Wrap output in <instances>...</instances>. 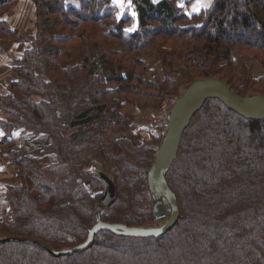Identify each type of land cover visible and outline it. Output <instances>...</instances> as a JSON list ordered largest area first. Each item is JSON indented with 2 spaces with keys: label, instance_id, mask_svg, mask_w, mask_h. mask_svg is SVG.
Masks as SVG:
<instances>
[{
  "label": "trees",
  "instance_id": "trees-1",
  "mask_svg": "<svg viewBox=\"0 0 264 264\" xmlns=\"http://www.w3.org/2000/svg\"><path fill=\"white\" fill-rule=\"evenodd\" d=\"M34 2L35 33L21 43L11 90L0 92V145L15 174L3 194L13 206L0 235L42 240L60 251L86 241L100 220L147 227L157 201L148 178L158 148L111 141L107 131L123 101L108 96L134 99L141 91L134 89L140 82L135 55L159 38L172 42L162 45L169 49L160 52L162 64L172 68L183 61L189 85L212 76L241 97L264 95V77L238 75L234 62L240 48L254 52L264 67V0H213L192 19L178 12L175 0H131L138 21L132 34L126 32L131 17L118 19L113 0H80L79 8L66 6L67 0ZM17 3L0 0V12L9 17ZM8 20L0 22L6 35ZM40 61L51 83L35 70ZM112 83L118 85L114 92L107 87ZM16 131L27 141L48 135L44 150L55 162L40 167L31 155L39 147L16 146ZM94 157L117 187L110 208L101 203L102 192L90 191L103 186L85 171ZM165 177L181 216L164 236L103 230L88 250L59 257L32 240L3 242L0 264H264V119H247L219 99L208 100L184 132Z\"/></svg>",
  "mask_w": 264,
  "mask_h": 264
},
{
  "label": "rangeland",
  "instance_id": "rangeland-1",
  "mask_svg": "<svg viewBox=\"0 0 264 264\" xmlns=\"http://www.w3.org/2000/svg\"><path fill=\"white\" fill-rule=\"evenodd\" d=\"M155 1L160 2L162 0H155ZM175 2L178 12L182 16H188V19H192L194 15H200L205 13L206 10L212 5L213 0H199V3L204 6L201 7L198 11L193 10L194 6L197 5L198 0H175ZM70 5L79 8L80 0H67L66 6H70ZM113 5L116 7V11L114 12L116 13L118 19L125 16L126 17L129 16L132 19V22L130 26L126 29V32L128 31V33L130 34L137 33L138 21L136 19L135 10H133L132 7V2H130V6H129V0H124L123 8L116 6L114 3ZM9 13L10 16L7 17L8 13L6 11L4 12V14L0 12V22L3 21V18L11 19L14 16V13H12L11 11H9ZM190 23H193V21L192 20L187 21L185 24H190ZM55 29L62 30V27L61 28L55 27ZM3 30L4 29L2 28V31ZM2 31L0 29V33H1L0 36H6V37L12 36L11 32L10 34L6 35L4 34V32L2 33ZM34 33L35 30H33V32L27 31V34L24 37L26 38L27 41H29L32 38L31 35H34ZM165 42L167 43L168 47L172 46L171 40H167L166 38H159L157 41H155V45L153 47L147 48L145 54L135 55L136 57L140 56V65L136 66V63H134V65L132 66H134V68L137 70V75L140 77L139 79L140 82L138 81L134 82V89L138 87L139 88L138 91H140V89L141 91L140 92L137 91L138 93L134 95V99L126 100L124 98L125 96L119 93H115L113 97H112V93L111 95L108 96L109 99L118 98L120 101L121 100L123 101V109L122 111H120L119 119H115V121H113L112 125L109 126L107 131L108 137H110L111 141L112 139L114 141H118L121 139L128 140L130 142L131 141L137 142L148 148H158L160 146L162 142L161 136L153 126L152 119L157 115H159L163 106L170 104V102L176 98L179 99L181 95H183L185 90L192 84L191 83L189 85L188 83L189 82V78L187 75L188 73L186 72L183 61H180L179 64L176 63V66L174 65L175 67L172 66V68L164 67V65L162 64L163 55H161L160 52L165 50L169 51L168 47H162V45ZM252 56H256V54H254V52L252 51H248L240 48L235 50L234 62L237 68V73L238 75L240 74L246 76L247 78H251L252 80L255 79L257 81H260L264 77V67L262 63L259 62V60L254 59ZM115 59L118 60L119 57H116ZM170 59H172V57H170ZM39 63L40 65L35 63L34 65L35 70L39 72V75L41 70V73L44 75L45 79L51 83V79H49V77L47 76L49 75L48 74L49 71L45 69L46 72L45 74L43 71L42 62L40 61ZM67 63L68 61L63 62L62 65L63 64L66 65ZM55 78L56 75L54 76V79ZM64 78L65 76L62 77V79ZM107 87L108 89L112 90L110 92H114L113 89H118V85L113 83L111 85L109 84ZM149 91H153V92L149 94L150 93ZM110 115L111 114H108V118ZM99 123L100 122H98L97 124L94 123L92 127L99 129L98 126ZM41 137L43 141L41 140L36 141V139L27 141V138L22 137L23 139L19 143V144H23L26 147H30L32 145H34L35 147H39L37 150H33L31 152V155L34 156L35 159H37L38 163L40 164L39 165L40 167L48 166L55 162L54 156L52 154L50 155L47 154L44 150V144H47L50 141L48 140L49 139L48 135L46 136L42 135ZM25 141H27L26 144H24ZM99 160L100 159L98 157H94V159L89 162L88 167L85 168V171L91 174L97 170L104 171L103 164ZM96 186L97 188H93V186L91 187L90 185H88L87 187L88 188L91 187L90 188L91 192L94 193L99 191L102 192L101 194L102 197L104 193V186H102V188L100 184H97ZM3 197L4 195L0 196V199L2 200L0 201L5 203L6 206L10 209L11 208L10 206H13L11 205L12 203L11 200L13 198L4 199ZM169 217H170V213H168L165 219L160 220L158 221V224H155V214H154L153 219L147 223V226L154 227L164 224ZM3 221H1L0 224L3 223ZM3 237L4 236L0 235V238Z\"/></svg>",
  "mask_w": 264,
  "mask_h": 264
},
{
  "label": "water",
  "instance_id": "water-1",
  "mask_svg": "<svg viewBox=\"0 0 264 264\" xmlns=\"http://www.w3.org/2000/svg\"><path fill=\"white\" fill-rule=\"evenodd\" d=\"M210 99H219L226 107L247 119H264V95L262 94L241 97L220 78L212 76L197 79L186 89L172 108L168 134L158 147L154 163L149 171V186L157 200L154 205V214L163 216L170 213V217L164 224L155 227H135L100 220L90 230L86 241L60 251L55 250L50 244L42 240L30 237L7 236L0 238V243L32 240L59 257L88 250L95 243L96 236L103 230L111 231L116 235L139 238H158L167 234L177 225L181 211L177 196L169 186L165 172L175 161L183 134L190 126L192 119ZM93 175L104 186L101 203L106 208H110L117 199V187L112 176L103 170L94 171Z\"/></svg>",
  "mask_w": 264,
  "mask_h": 264
},
{
  "label": "crops",
  "instance_id": "crops-1",
  "mask_svg": "<svg viewBox=\"0 0 264 264\" xmlns=\"http://www.w3.org/2000/svg\"><path fill=\"white\" fill-rule=\"evenodd\" d=\"M13 8L14 16L7 22V26L11 29L12 36L0 37V92H9L11 90L12 83L17 79V74L14 70V66L16 64L15 60L20 59L23 52L21 43L27 41L24 37L27 34V31L33 32L35 29L34 15L36 5L34 0H18L17 5ZM2 116L4 115L0 111V119H2ZM13 135L15 140L14 144L16 146H18L21 140L25 137L24 134H21L19 131H16ZM3 136L4 132L0 128V140ZM37 140L43 141L42 137L37 138L36 141ZM3 151L4 150L0 145V196L5 193L7 185L15 180L13 168L8 164V161L3 156ZM54 159L56 160L55 156Z\"/></svg>",
  "mask_w": 264,
  "mask_h": 264
},
{
  "label": "built area",
  "instance_id": "built-area-1",
  "mask_svg": "<svg viewBox=\"0 0 264 264\" xmlns=\"http://www.w3.org/2000/svg\"><path fill=\"white\" fill-rule=\"evenodd\" d=\"M177 100L178 98L172 100L170 104L163 106L159 115H157L156 117L152 119V124L155 127V129L158 131L159 135L161 136V141L168 134L169 117H170L172 108L176 104ZM19 147H22V145L19 144ZM9 215H10V209L6 206L5 203L0 201V222L5 220ZM167 215L168 213L163 216L155 215V224H158V221L165 219Z\"/></svg>",
  "mask_w": 264,
  "mask_h": 264
},
{
  "label": "snow or ice",
  "instance_id": "snow-or-ice-1",
  "mask_svg": "<svg viewBox=\"0 0 264 264\" xmlns=\"http://www.w3.org/2000/svg\"><path fill=\"white\" fill-rule=\"evenodd\" d=\"M130 2H131V0H129V6H130ZM113 3L116 5V6H118V7H120V8H123L124 7V0H113ZM204 5H201L200 3H199V0H198V3H197V5L196 6H194V8H193V10L194 11H198L201 7H203Z\"/></svg>",
  "mask_w": 264,
  "mask_h": 264
}]
</instances>
